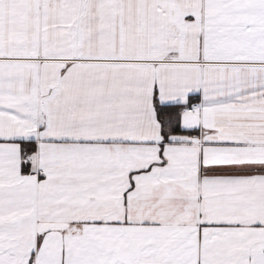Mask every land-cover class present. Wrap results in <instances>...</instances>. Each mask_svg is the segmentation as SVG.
<instances>
[{
    "label": "snow or ice",
    "instance_id": "6c2138e0",
    "mask_svg": "<svg viewBox=\"0 0 264 264\" xmlns=\"http://www.w3.org/2000/svg\"><path fill=\"white\" fill-rule=\"evenodd\" d=\"M0 264H264V0H0Z\"/></svg>",
    "mask_w": 264,
    "mask_h": 264
}]
</instances>
